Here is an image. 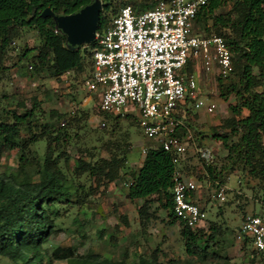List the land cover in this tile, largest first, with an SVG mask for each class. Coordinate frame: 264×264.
I'll use <instances>...</instances> for the list:
<instances>
[{"label":"rangeland","instance_id":"obj_1","mask_svg":"<svg viewBox=\"0 0 264 264\" xmlns=\"http://www.w3.org/2000/svg\"><path fill=\"white\" fill-rule=\"evenodd\" d=\"M123 1L130 4L138 1L146 5L157 0H115L113 3ZM232 5L233 0H227L216 14H225ZM211 23L212 20H208L207 25ZM193 32L201 36L207 34L196 22ZM39 46L38 35L31 29L21 32V36L11 43L3 62L4 70L0 73V112L15 110L24 114L33 108L36 126L32 132L40 133L43 124L56 131L50 137L29 144L25 154L33 163L41 162L49 143L71 192H76L70 198L73 202H63L54 209L57 211L55 233L44 245L46 255L42 264L50 263L55 249L65 258H52L51 264H120L122 261L124 264H223L224 259L229 264H264V256L236 239L243 216L264 212V185L240 167L230 173L227 171L230 167L226 160L228 152L223 141L214 138V130L225 133L221 125L232 116L230 106L235 105L236 100L232 94L226 98L221 96L217 77L205 75L200 61L187 67L188 73L195 74L199 80L200 97L205 104L215 105V109L212 113L205 107L196 111L187 103L190 108L184 123L193 133L197 146L210 148L216 168L227 167L225 181L221 183L225 201H220L212 196V186L204 176L203 166L196 155L189 150L181 159L184 177L193 178L200 186L196 198L206 211L204 221L193 230L203 229L206 240L211 233V223L219 228L215 244L209 243L210 250L219 257L212 256L210 251L207 258L201 259L185 253L181 225L176 221L168 223V212L162 206L164 201L161 204L157 196H151L145 204V200H130L128 197L132 181L129 171H135L141 165L144 158L142 149L154 145L142 135L136 112L130 110L118 120L99 112L98 92L90 93L84 88L92 64L88 53L82 72L70 71L55 78L44 70L35 71L33 67L38 63ZM246 115L247 112L243 111L236 118ZM26 132L22 135L25 139L31 136V132ZM55 136H59L56 141L53 140ZM236 139L231 137L229 142ZM123 150L127 152L126 169H121L114 181L87 171H76L80 165L93 166L100 159L123 154ZM19 169L17 150L7 152L0 162V175L8 176ZM25 171L28 174L18 178L20 184L38 181L37 176L30 175L31 167ZM144 204L147 219L140 215ZM100 232H103L102 238ZM0 264L14 263L0 257Z\"/></svg>","mask_w":264,"mask_h":264},{"label":"trees","instance_id":"obj_2","mask_svg":"<svg viewBox=\"0 0 264 264\" xmlns=\"http://www.w3.org/2000/svg\"><path fill=\"white\" fill-rule=\"evenodd\" d=\"M93 1L95 0H0V73L4 70L3 62L11 43L28 29L35 31L40 40L36 56L38 63L33 67L35 71L44 70L55 78L70 71H84L86 54L92 56L91 50L95 43L69 46L65 35L56 28L53 18H43L41 13L49 8L55 15H70ZM100 1L102 8L97 21L98 32L109 27L120 6L130 4L128 1L118 4L113 3L115 0ZM226 3L227 0H209L195 17V22L208 34L204 33L205 37H221L231 53L233 71L225 80L218 78V85L221 96L226 98L232 94L236 100L235 105L230 106L232 116L221 125L225 133L214 130V138L223 141L227 149L226 160L230 167L227 169L222 166L218 170L214 160L202 165L204 176L208 182L224 183V171L227 169L230 173L240 167L264 185V0H233L228 12L216 14ZM130 5L135 11H139L143 7L153 8L156 3L142 5L134 1ZM208 20H212L209 26ZM259 88L263 89L258 91ZM243 111L247 115L236 118ZM118 119L119 116L115 117V120ZM35 121L33 108L24 114H18L15 110L0 112V162L11 150L19 153V171L8 176L0 175V257L14 264H42L46 255L44 245L55 233L54 218L57 211L54 212V209L63 202H73L70 198L76 193L71 192L58 161L53 158L49 143L41 162L33 163V160L27 158L25 150L29 144L56 132L44 124L40 133L32 132V128L36 126ZM24 131L31 132V136L25 139L22 136ZM231 137H237L236 141L229 142ZM58 139L59 136L53 138L55 141ZM126 153L123 150L121 155L100 159L93 166L80 165L76 171H87L114 181L119 177V171L126 169ZM28 166L32 168L30 175L37 176L38 181L20 184L18 178L27 173L25 170ZM174 168L172 155L154 143L147 149L139 168L129 171L132 181L128 197L130 200H145V204L151 196H157L161 204L164 201L162 206L168 212V223L176 221L181 225L180 235L185 253L205 259L211 251L209 243L215 244L219 228L211 223V233L205 240L203 229L192 230L173 216ZM145 204L140 209V215H145L147 219ZM203 211L206 214L204 208ZM100 233L102 238L103 232ZM57 252L58 249L52 252L49 264L52 258H65ZM211 254L219 257L212 251ZM225 261L227 259H224L223 264H229Z\"/></svg>","mask_w":264,"mask_h":264},{"label":"built area","instance_id":"obj_3","mask_svg":"<svg viewBox=\"0 0 264 264\" xmlns=\"http://www.w3.org/2000/svg\"><path fill=\"white\" fill-rule=\"evenodd\" d=\"M209 0H157L153 8H120L109 27L96 31L92 65L85 80L87 92L99 95L98 110L112 117L136 112L138 127L147 141L172 155L173 216L192 230L206 215L197 201L199 184L184 177L181 159L191 150L201 164L213 162L210 148L199 147L185 125L189 111L212 113L213 104L200 97L199 80L187 67L200 61L205 75L221 79L233 71L231 53L219 36L193 32L197 13ZM147 149H142L145 156ZM212 196L225 201L224 186L215 181ZM236 239L264 256V212L248 214Z\"/></svg>","mask_w":264,"mask_h":264},{"label":"water","instance_id":"obj_4","mask_svg":"<svg viewBox=\"0 0 264 264\" xmlns=\"http://www.w3.org/2000/svg\"><path fill=\"white\" fill-rule=\"evenodd\" d=\"M101 8L100 1L95 0L70 15H55L49 8H46L41 13V17L53 18L56 28L65 35L67 44L75 47L94 42Z\"/></svg>","mask_w":264,"mask_h":264}]
</instances>
